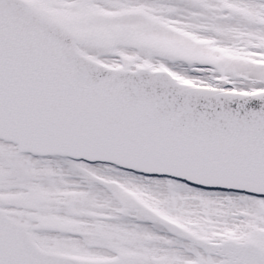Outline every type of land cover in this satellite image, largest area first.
Returning a JSON list of instances; mask_svg holds the SVG:
<instances>
[{"label": "snow or ice", "instance_id": "obj_1", "mask_svg": "<svg viewBox=\"0 0 264 264\" xmlns=\"http://www.w3.org/2000/svg\"><path fill=\"white\" fill-rule=\"evenodd\" d=\"M0 264H264V0H0Z\"/></svg>", "mask_w": 264, "mask_h": 264}]
</instances>
